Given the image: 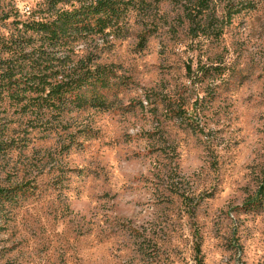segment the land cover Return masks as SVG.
<instances>
[{"label":"rangeland","instance_id":"rangeland-1","mask_svg":"<svg viewBox=\"0 0 264 264\" xmlns=\"http://www.w3.org/2000/svg\"><path fill=\"white\" fill-rule=\"evenodd\" d=\"M48 1L0 0V57ZM188 2L135 0L126 38L77 46L119 76L112 111L65 116L81 149L0 98V188L26 189L0 264H264V0H214L199 37Z\"/></svg>","mask_w":264,"mask_h":264},{"label":"trees","instance_id":"trees-1","mask_svg":"<svg viewBox=\"0 0 264 264\" xmlns=\"http://www.w3.org/2000/svg\"><path fill=\"white\" fill-rule=\"evenodd\" d=\"M213 1L189 0L184 6L192 36L213 34ZM135 9V0H49L48 8L42 10L49 18L23 25L16 40L5 42L0 57V98L6 94L22 115H29L32 128L57 133L62 151L75 146L81 149L80 141L69 133L71 126L64 124L65 116L79 110L112 111L115 102L110 96L117 97L114 87L119 76L116 66L101 63L95 50L81 54L77 46L96 39L126 38L127 19ZM28 32L39 42L31 52H27L24 37ZM93 133L89 126L78 131L86 139ZM4 151L0 140V153ZM25 194L22 183L0 188L1 208L15 205Z\"/></svg>","mask_w":264,"mask_h":264}]
</instances>
